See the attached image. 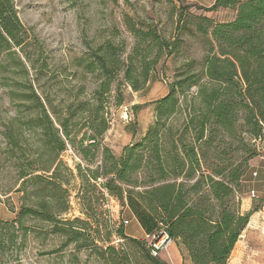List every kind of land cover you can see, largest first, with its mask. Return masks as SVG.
Listing matches in <instances>:
<instances>
[{
  "label": "trees",
  "instance_id": "trees-1",
  "mask_svg": "<svg viewBox=\"0 0 264 264\" xmlns=\"http://www.w3.org/2000/svg\"><path fill=\"white\" fill-rule=\"evenodd\" d=\"M181 7L178 24L192 8ZM224 8L235 14L225 23L197 17L196 32L210 39L200 71L194 73V61L177 70L167 94L153 103V126L116 156L103 139L110 128L107 106L121 107L124 101L118 77L135 92L143 89L160 59L178 53L181 40L168 41L151 29L131 31L140 40L125 62L119 60L121 48L110 42L99 46L90 59L78 60L85 74L97 80L91 96L81 98L77 91L58 115L45 108L28 79L30 71L37 73L28 52L36 37L21 24L13 1L0 0V54L9 56L3 57L7 62L16 61L24 79V86L16 82L22 93L11 95L36 109L14 132L4 133L8 155L16 154L20 184L13 229L19 232L23 221L38 219L78 250L98 248L77 227L83 220L61 219L70 207L67 186L75 178L80 182L75 197L87 219L95 191L100 199L104 192L126 205L129 221L141 225L145 235L164 231L190 264H227L257 211L241 212L239 191L251 171L248 162L258 156L255 144L264 139V0H214L203 11ZM26 131L32 139H26ZM67 147L81 162L74 165L75 174L60 160ZM129 221L114 233L132 254L116 251L109 241L113 228L107 225L105 247L95 252L109 258L106 264H165L150 255L144 237L126 234Z\"/></svg>",
  "mask_w": 264,
  "mask_h": 264
},
{
  "label": "rangeland",
  "instance_id": "rangeland-1",
  "mask_svg": "<svg viewBox=\"0 0 264 264\" xmlns=\"http://www.w3.org/2000/svg\"><path fill=\"white\" fill-rule=\"evenodd\" d=\"M12 1L21 24L29 34H34L37 41L28 50L37 73L35 76L34 71H30L28 79L33 80V87L45 108L58 115L63 114V105L77 91L82 92L81 98L91 96L97 80L85 74L78 60L90 59L99 46L110 42L121 48L119 60L125 62L140 40L131 31L147 32L151 29L168 41L176 37L181 40L178 53L160 59L150 73L151 81L143 89L135 92L123 83L121 75L118 77L119 91L124 101L121 107H115L112 103L107 106L110 128L103 139V145L116 156L122 153L125 146L138 142L153 126V103L167 94V85L173 81L177 70L194 61L198 63L193 69L194 73L200 71L203 57L210 49V39L196 32L195 26L200 22L197 17L225 23L235 16L232 10L226 8L210 13L203 11L214 0ZM183 5L192 8L183 12L182 22L178 24ZM0 57V264H106L109 258L95 252L99 247H105V225L113 228L109 241L116 251L119 253L121 249L132 254V249H126V243L114 233L120 223L129 221L126 205L104 192V198L100 199L95 191L91 219H87L75 197L80 185L75 178L67 186L70 207L61 219L83 220L84 225L77 227H83L89 234V237L85 234V238L93 240L98 248L78 250L75 244L67 242L51 226L38 219L21 221L23 224L19 232L13 229L11 224L20 207V195L16 192L20 184L15 169L16 154L8 155L4 133L7 129L14 132L19 124L36 114V109L27 99L11 95V91L22 93L24 79L17 73L19 68H16L15 60L5 61L3 57H9L5 53H1ZM25 66L29 69L28 64ZM17 81L23 86H16ZM194 92L191 90L190 94ZM23 128L26 129L25 126ZM25 133L27 140L32 139L29 132ZM26 150L30 153V148ZM255 152L258 156L248 162L251 171L244 179L239 199L243 214L253 209L257 211L252 213L227 264H264V204L259 199H264V139L255 144ZM60 160L74 174V165L81 163L70 147L61 154ZM129 222L125 225L126 234L138 238L137 224L133 220ZM160 260L165 264H190L188 258L180 254L176 243L167 253L161 254Z\"/></svg>",
  "mask_w": 264,
  "mask_h": 264
},
{
  "label": "built area",
  "instance_id": "built-area-1",
  "mask_svg": "<svg viewBox=\"0 0 264 264\" xmlns=\"http://www.w3.org/2000/svg\"><path fill=\"white\" fill-rule=\"evenodd\" d=\"M144 240L148 242L150 255L153 258L161 257V254L167 253L168 249L174 244V241L164 231L152 235H145Z\"/></svg>",
  "mask_w": 264,
  "mask_h": 264
},
{
  "label": "crops",
  "instance_id": "crops-1",
  "mask_svg": "<svg viewBox=\"0 0 264 264\" xmlns=\"http://www.w3.org/2000/svg\"><path fill=\"white\" fill-rule=\"evenodd\" d=\"M134 221V220H133ZM135 222V221H134ZM130 222H128V224H129ZM136 223V222H135ZM137 224V223H136ZM136 226H138V228H139V235H138V238H136V237H134V236H132V235H128V236H130V237H132V238H136V239H141V238H143L144 237V235L146 234V231H145V229H143L142 227H141V225H136ZM174 257L176 258V254H174Z\"/></svg>",
  "mask_w": 264,
  "mask_h": 264
}]
</instances>
